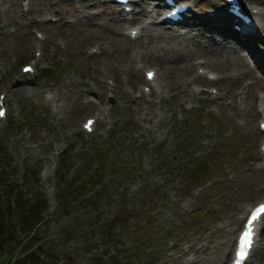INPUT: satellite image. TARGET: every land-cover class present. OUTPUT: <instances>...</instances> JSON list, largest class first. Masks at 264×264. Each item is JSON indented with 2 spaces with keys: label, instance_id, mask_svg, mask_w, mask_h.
Masks as SVG:
<instances>
[{
  "label": "rangeland",
  "instance_id": "rangeland-1",
  "mask_svg": "<svg viewBox=\"0 0 264 264\" xmlns=\"http://www.w3.org/2000/svg\"><path fill=\"white\" fill-rule=\"evenodd\" d=\"M71 1L74 7L63 0H0V93L8 110L6 120H0V150L8 154L0 172L7 185L23 191L26 203L37 194L48 199L39 228L42 264H108L101 258L113 250L99 254L100 239L89 235L93 226L79 218L84 203L64 202L68 193L78 192L131 200L129 207L112 210L134 207L148 216L137 214L132 236L137 225L156 237L163 228L179 229L173 238L165 236L163 246L169 242L162 259L147 254L148 243L141 246L142 259L134 257L131 242L119 237L123 250H118L134 257H128L131 264H226L244 210L264 188L255 128L264 117L257 110L264 102L257 73L264 63V42H254L256 58L231 37L226 44L222 38L228 35L206 20L197 32L181 34L158 23L145 25L144 35L130 41L124 28L137 24V14L125 21L108 0ZM181 1L191 3L190 14L201 17L219 0ZM246 2L264 12V0ZM259 32L264 35L261 26ZM200 58L220 76L212 83L219 90L215 100L198 93L197 84H207L192 66ZM30 60L36 74H22L20 65ZM147 65L161 69L160 83L147 95L149 103L136 105L129 91H139ZM26 79L33 85L12 88ZM108 81L118 83L114 103L105 98ZM102 108L107 110L104 123L97 121L92 133H84L81 121ZM185 129H192V136L181 139ZM56 143L61 150L50 161ZM71 145L76 148L65 156L68 170L62 183L57 181L62 170L56 174L55 169ZM67 206H72L65 212L67 220H61ZM146 220L153 223L143 225ZM153 248L161 254L159 245ZM252 261L264 264V219Z\"/></svg>",
  "mask_w": 264,
  "mask_h": 264
},
{
  "label": "trees",
  "instance_id": "trees-1",
  "mask_svg": "<svg viewBox=\"0 0 264 264\" xmlns=\"http://www.w3.org/2000/svg\"><path fill=\"white\" fill-rule=\"evenodd\" d=\"M8 161L7 154L0 151V163ZM8 166L3 169L4 172L8 171ZM7 180L3 176V172H0V264H5V260H10L14 253L21 246L22 239L19 238L15 233H28L35 224L40 221V213L42 211V202L40 198H37L31 204L25 202L24 194L18 187L12 189L10 185L6 184ZM143 225L151 224L150 221H145ZM139 232V233H138ZM136 234L134 235L135 245L132 248L133 256L140 257V252L143 250L144 241L148 244L157 243V237L152 230L146 228L141 230L140 226H136ZM34 236V235H33ZM144 239V241H143ZM30 242L34 240L32 237L29 238ZM28 240V241H29ZM29 242V243H30ZM24 246L19 250L22 254L17 256L13 264H42L45 263L41 259L39 253L42 249L39 247L35 251L24 252ZM149 256L155 255L149 253ZM2 260V261H1ZM113 264L116 260L111 257ZM125 264H131L128 260Z\"/></svg>",
  "mask_w": 264,
  "mask_h": 264
},
{
  "label": "snow or ice",
  "instance_id": "snow-or-ice-1",
  "mask_svg": "<svg viewBox=\"0 0 264 264\" xmlns=\"http://www.w3.org/2000/svg\"><path fill=\"white\" fill-rule=\"evenodd\" d=\"M152 78V75L149 74V79ZM4 115L3 112H0V117ZM91 122H89V125ZM261 219H264V205L259 206L257 209H255L250 219L247 221L246 229L242 233L240 242H239V250L237 252L236 258L239 261H247L249 259L250 250L253 246V236H254V224Z\"/></svg>",
  "mask_w": 264,
  "mask_h": 264
},
{
  "label": "bare ground",
  "instance_id": "bare-ground-1",
  "mask_svg": "<svg viewBox=\"0 0 264 264\" xmlns=\"http://www.w3.org/2000/svg\"><path fill=\"white\" fill-rule=\"evenodd\" d=\"M59 2H60V0H58ZM64 2H66L67 3V5L69 6V7H74V1H71V0H63ZM95 6V5H97V6H101V3L99 2V3H92V4H86L84 7L85 8H87V7H89V6ZM52 16V15H51ZM142 19H143V17H140V18H138V19H136V20H138V21H140V22H142ZM208 20L209 21H212L210 18H208ZM199 24H201L200 22H196V24H195V26L194 27H197ZM94 25H96V24H94ZM200 27V26H199ZM107 29L109 30L110 29V26H108L107 27ZM138 29H140V35H139V37H142L143 35H144V33H145V31L143 30V28H138ZM158 33H163L162 31H160V32H158ZM150 35H151V33H149L148 35H146V40H148V41H150L149 39H150ZM155 35H159V34H157V33H155ZM153 36V35H152ZM153 38L155 39L156 37H154L153 36ZM244 44H245V46L247 47V48H249V44L247 43V42H244ZM143 47H145L146 45H142ZM212 49H214V48H211L210 49V51L212 50ZM216 49V48H215ZM196 51H198V52H201V50H196ZM250 51H253V48L252 47H250ZM234 52V51H233ZM262 67H264V63L261 65Z\"/></svg>",
  "mask_w": 264,
  "mask_h": 264
}]
</instances>
